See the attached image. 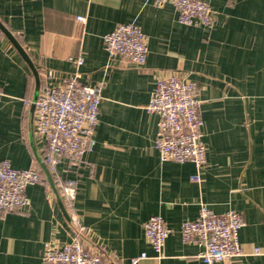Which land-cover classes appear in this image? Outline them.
I'll use <instances>...</instances> for the list:
<instances>
[{"label":"crops","instance_id":"obj_1","mask_svg":"<svg viewBox=\"0 0 264 264\" xmlns=\"http://www.w3.org/2000/svg\"><path fill=\"white\" fill-rule=\"evenodd\" d=\"M207 1L210 28L186 26L173 5L152 0H0V22L34 62L40 89L44 70L59 83L78 74L82 84L103 86L95 145L78 165L63 160L50 174L55 193L33 129L36 80L0 30V163L42 176L27 187L25 210L0 212V264H43L46 244L71 242L76 230L59 205L66 182L76 190L84 245L102 264H130L142 253L150 258L138 264H203L181 235L201 205L245 223L242 255L219 264H264V0ZM126 23L147 38L143 66L105 49L104 36ZM170 74L198 86L206 148L199 169L163 161L155 146L160 117L147 106L156 80ZM153 216L172 230L159 260L144 228Z\"/></svg>","mask_w":264,"mask_h":264},{"label":"built area","instance_id":"obj_2","mask_svg":"<svg viewBox=\"0 0 264 264\" xmlns=\"http://www.w3.org/2000/svg\"><path fill=\"white\" fill-rule=\"evenodd\" d=\"M152 1L157 7L173 5L180 23L186 26L210 28L213 24L214 11L207 0ZM78 20L83 21L82 18ZM104 44L110 59L125 58L137 66L146 63L147 38L135 23L117 26L104 36ZM76 64L82 65L83 57ZM43 77L46 82L34 103L33 129L35 136L45 142L43 162L50 174L55 175L57 166L63 160L78 165L84 155L93 149L103 86L82 84L78 74L61 83L56 82L48 70H44ZM147 111L160 117L155 146L161 159L176 163L191 162L198 169L202 168L206 162V148L197 84L183 80L177 74L159 77ZM41 182L42 176L37 168L17 170L9 161H2L0 212L6 215L25 210L29 205L27 187ZM59 188L69 222L76 231L68 244H46L43 264H102L101 256L84 245L87 229L79 223L73 210L76 198L74 186L66 182ZM244 225L242 216L236 212L219 215L201 205L198 217L183 223L181 235L184 242L199 248L198 258L203 264H219L242 255L239 233ZM144 228L154 258H163L164 247L172 230L160 216L151 217ZM255 254L258 255L259 251L255 250ZM149 258L147 253H142L131 258L129 263L138 264ZM113 264L125 263L117 260Z\"/></svg>","mask_w":264,"mask_h":264},{"label":"water","instance_id":"obj_3","mask_svg":"<svg viewBox=\"0 0 264 264\" xmlns=\"http://www.w3.org/2000/svg\"><path fill=\"white\" fill-rule=\"evenodd\" d=\"M0 30L6 36V38L11 42V44L17 50V52L20 54V56L23 58V60L26 62V64L30 68V70H31V72H32V74L36 80V92H35V98H34V103H35V101L38 98V94L40 91V83H41L38 69L36 68L34 62L30 58V56L28 55L26 50L21 46V44L15 38V36L1 22H0ZM34 108H35V105L33 104V110H34ZM41 165H42L43 170L45 171V174H46L54 192L56 193V189H54V184H53L50 172L48 171V169L44 163H41ZM59 205H60L65 217L67 218V220L70 221L69 215H68L67 211L65 210L62 201H60Z\"/></svg>","mask_w":264,"mask_h":264}]
</instances>
